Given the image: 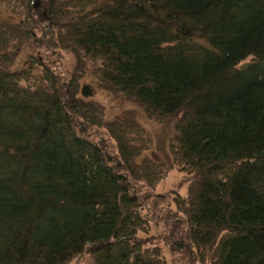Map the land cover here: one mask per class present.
Returning a JSON list of instances; mask_svg holds the SVG:
<instances>
[{
	"label": "trees",
	"instance_id": "1",
	"mask_svg": "<svg viewBox=\"0 0 264 264\" xmlns=\"http://www.w3.org/2000/svg\"><path fill=\"white\" fill-rule=\"evenodd\" d=\"M22 1L31 28L0 23V264L86 249L91 264H166L159 240L210 264H264V0H42L47 14ZM31 39L97 61L111 91L176 119L171 149L192 183L174 229L147 232L135 187L160 176L138 160L143 127L97 120L38 55L12 68ZM94 125L114 142L91 138Z\"/></svg>",
	"mask_w": 264,
	"mask_h": 264
},
{
	"label": "rangeland",
	"instance_id": "2",
	"mask_svg": "<svg viewBox=\"0 0 264 264\" xmlns=\"http://www.w3.org/2000/svg\"><path fill=\"white\" fill-rule=\"evenodd\" d=\"M32 2H34L36 9H42L47 14L46 8H42V0H34ZM28 17L29 13H27L26 4L22 0H0V21L2 20L0 23H5L6 18H8L7 25L20 24L22 21V23L30 25L31 28L33 22H30L31 20ZM34 24L35 35H37V38H41L43 35L42 26L35 22ZM35 42V39L29 40L23 45L20 52L15 53L12 68L28 67L31 58L38 55L43 62L46 61L59 73L65 82L66 89L75 88L74 86H76L81 99L99 111V113H95L97 120L101 122L113 120H121L122 122L133 121L143 127V132L146 136L140 137L138 134L136 136L143 139L147 137L149 143L144 145L146 148H143V153L138 157V160L140 162L147 160L153 163L156 179L160 176L155 186H149L143 181L139 182L142 185L140 188L135 185V191H137L139 196L142 194H147L148 196V200L142 205L145 215L153 221L149 225L147 232L152 236L173 228L175 221L173 220V214H176L178 218L182 217L181 213L179 215L176 199L178 197H187L192 183L191 174L174 161L175 155L171 149V144L175 142L173 138L176 130L174 125L176 119H169L166 122L164 121V123L159 122L155 118L150 117L145 107L131 97L111 91L98 79L95 73L97 61L94 63L95 61H91L89 57H78L67 48L45 49V47L36 45ZM12 49L8 48L7 50L11 52ZM2 50L8 53L5 48ZM38 65L35 66L36 73L41 70ZM84 85L91 89L92 93L90 95L83 94ZM87 134L91 138L93 136L104 143H108V139L109 142H114L104 126L94 125ZM108 149L109 147H107L106 151ZM110 150L114 151L115 149L112 146ZM147 232H141V234L148 236ZM157 243L166 252L164 255L166 264H210V262L206 263L196 260L194 254L191 255V250L193 249L186 248V250H182L177 248L173 251L166 245L168 243L165 240H159ZM92 259L93 256L86 249L65 264H91Z\"/></svg>",
	"mask_w": 264,
	"mask_h": 264
},
{
	"label": "water",
	"instance_id": "3",
	"mask_svg": "<svg viewBox=\"0 0 264 264\" xmlns=\"http://www.w3.org/2000/svg\"><path fill=\"white\" fill-rule=\"evenodd\" d=\"M92 93L91 89L88 88L87 85L83 86V94L90 95Z\"/></svg>",
	"mask_w": 264,
	"mask_h": 264
}]
</instances>
